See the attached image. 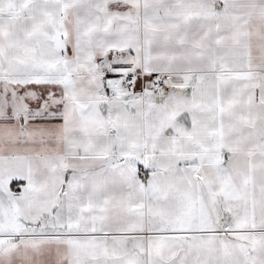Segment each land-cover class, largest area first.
<instances>
[{"label": "snow or ice", "instance_id": "obj_1", "mask_svg": "<svg viewBox=\"0 0 264 264\" xmlns=\"http://www.w3.org/2000/svg\"><path fill=\"white\" fill-rule=\"evenodd\" d=\"M0 264H264V0H0Z\"/></svg>", "mask_w": 264, "mask_h": 264}]
</instances>
